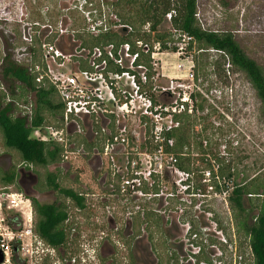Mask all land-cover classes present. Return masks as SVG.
I'll use <instances>...</instances> for the list:
<instances>
[{
    "label": "rangeland",
    "instance_id": "374dc122",
    "mask_svg": "<svg viewBox=\"0 0 264 264\" xmlns=\"http://www.w3.org/2000/svg\"><path fill=\"white\" fill-rule=\"evenodd\" d=\"M98 1L101 0H95L96 5ZM54 2L59 7L79 4L83 0H0V30L13 31L18 26L21 31L25 25L27 31L30 25L26 20L38 11L47 15ZM103 7L106 8L105 4ZM195 15L205 29L231 31L246 54L264 69V0H196ZM68 20L70 22V17ZM160 29L166 33L167 45L176 46L177 50L161 49L155 43L152 52L154 76L151 79L154 88L147 89L154 95L157 107L164 105L166 114L159 113L157 118L144 114L139 107L141 99H135V111L123 120L128 131V145L121 147L115 157L118 172L111 171L109 167L115 165L105 157L90 155L60 161L57 168L49 166L51 170L60 171L62 184L72 186L84 195L86 204L84 208H76L66 201L69 215L65 222L68 237L64 257L72 263L105 264L97 256L98 246L106 240L107 246H117L118 259L121 255L126 256L127 261L122 258L124 262L121 263L117 259L118 264H135L133 253L139 256L140 264H251L247 236L242 233L237 214L226 200L229 187L215 190L209 185L208 169L203 166L208 159L214 168L212 154L227 157L237 173L228 185L247 181L264 172V120L260 102L240 70L227 67L226 63L222 65L220 59L214 62L217 58L214 50L202 52L194 69L193 48L185 50L186 37L172 27L169 17ZM2 33L0 31V59L3 45L6 46ZM74 41L64 33L54 43L63 54L59 57L64 61V70H75L78 61L74 57L84 56V51L72 45ZM14 42L16 40H12V44ZM125 51L120 50L122 63L141 75L144 68L133 65L131 56ZM51 63L55 66L56 62ZM118 83L127 93L134 94L130 76H122ZM1 86L9 92L7 82L0 75ZM13 92L14 99L19 102L34 99L31 92L20 86ZM7 96L11 98L9 93ZM181 100L187 104L191 122L190 149L203 157L197 171L187 178L174 166L170 154L149 150L156 140L150 141L146 133L147 127L152 128L154 135L164 125L173 124L166 108L172 110V105ZM49 119L54 124L57 117ZM198 141H201L200 147ZM131 160L135 161V167ZM26 166L29 165L20 160L15 150L4 146L0 133V175L15 168L19 174V188L24 193L25 187L19 179L32 181L34 178L32 169L26 170ZM131 174L140 178L139 185L128 179ZM37 183L33 182L36 190L32 194H25L35 196L41 202L53 201L56 192L46 187L37 190ZM153 183L157 190L150 188L148 192H140L137 188L143 184L151 187ZM2 187L0 181V190ZM247 197L249 202L244 199V205L253 214L263 194L251 193ZM139 215L140 219H136ZM138 233L139 236H135Z\"/></svg>",
    "mask_w": 264,
    "mask_h": 264
},
{
    "label": "trees",
    "instance_id": "16d2710c",
    "mask_svg": "<svg viewBox=\"0 0 264 264\" xmlns=\"http://www.w3.org/2000/svg\"><path fill=\"white\" fill-rule=\"evenodd\" d=\"M195 1L101 0L96 5L95 0H83L79 4L75 2L69 5H59V7L54 2L47 10V15L38 11L26 20L30 25L27 31L25 25L21 31L17 29L18 26L16 29L13 28V31L0 30L3 32L2 36L6 42V46L3 45V54L0 59V75L3 81L7 82L8 93L11 96V100H5L8 93L5 88L0 89L2 142L5 147L15 150L20 160L30 166V169L29 166H26L25 169L29 171L32 169V174L36 179L38 178L36 180L38 181L37 190L46 187L56 192V197L51 202H41L35 196L30 197L33 210V231L55 248L67 239L65 222L69 214L66 201L71 202L76 208H84L86 204L84 195L80 191L60 182L61 174L58 169L51 170L49 168L50 165H54L55 168L59 167L61 145L55 141L39 140L31 135L33 127L51 124L49 119L51 116L52 118L57 117L56 122L53 123L58 125L63 109L62 102L54 88L46 79L40 83L37 82L35 80L36 71L31 67L36 62L42 63L41 44L43 42L54 44L64 33L69 34L71 39L75 40L72 45H77L79 50L84 51L82 53L84 56L74 57L78 61L77 68L79 69H92L89 58L97 49L98 54L95 52L92 58L96 63L105 60L104 72L128 71L132 73L139 90L147 95L154 105L157 104L155 97L153 94H149V89H147V87L154 88L151 84V79L154 76L153 46L158 43L161 49L177 50L176 46L169 47L167 45L166 33L160 31V25L169 17L172 27L186 37L185 50L193 48V68L197 67V58L202 52L208 49L214 50L217 54L214 62L220 59L222 65L226 63L227 67H233L244 74L260 102L261 115L264 120L263 67L246 54L231 31H217L201 27L195 15ZM93 4L96 5V8ZM104 4L106 8L103 7ZM35 6L40 7L39 5ZM62 8H65L64 11ZM68 17H70V22ZM25 33L30 37L29 41L23 38ZM12 40H16V42L12 44ZM125 43L128 45V53H136L132 64L144 68V71L141 72L145 77L144 80L142 75L114 62L109 56V53L118 56L119 49L123 48ZM21 46L26 48L28 61L16 60V49ZM217 66L218 64L215 65V67ZM17 86L31 92L34 96L33 115L30 123L25 116L15 113V105L12 100H14L15 94L13 91ZM189 96L193 97V94L189 93ZM180 102L183 105L179 111L168 109L167 112L171 114L173 124L164 125L160 129V139L156 140L149 150L157 151L161 148L162 152L170 154L174 166L186 173L187 178L197 171L198 162L202 163L203 157L190 149L192 143L190 117L187 113L186 102ZM163 107L164 105H160L159 112L166 114ZM143 117L146 118V116ZM151 130L150 127L146 128L150 141L154 138ZM147 141L149 140L147 139ZM84 143L87 148H91L94 144L92 140L87 142L84 140ZM200 146L201 141H198V147ZM210 158L215 165L214 168L211 167L208 159L205 160L203 166L204 169H208L209 185L215 190L229 187L226 200L230 208L237 214L242 233L247 236L251 264H264V172L260 175L255 174L247 181L232 182L228 185V182L237 175L231 161L222 154H212ZM18 175L15 168L3 171L0 175L1 184L4 186L2 189L20 190L17 181ZM152 176H154L153 173ZM141 181L144 182L143 179ZM12 185L15 188H11ZM140 188L144 192H148L150 188V190H157L156 183H153L151 187L143 184ZM251 193L263 194L261 202L253 214L244 205V199H248L249 202L250 198L247 196Z\"/></svg>",
    "mask_w": 264,
    "mask_h": 264
},
{
    "label": "built area",
    "instance_id": "2783aa9c",
    "mask_svg": "<svg viewBox=\"0 0 264 264\" xmlns=\"http://www.w3.org/2000/svg\"><path fill=\"white\" fill-rule=\"evenodd\" d=\"M23 38L30 40L26 33ZM41 47L42 63L36 62L31 66L36 71L35 80L39 83L47 80L61 100L63 109L58 125L35 126L31 135L39 140L59 143L62 147L60 160L62 162L70 161L79 155L105 157L109 163L115 165L109 167L111 171L118 172L115 157L121 147L125 148L128 145V131L123 120L125 116L135 111V99H141L139 107L142 108V113L150 114L154 118L159 116L160 106L153 105L151 99L139 90L132 73L104 72L105 60L96 63L92 58L95 52L98 54L97 49L89 58L92 69L64 70L62 68L64 61L59 57L63 54L58 48L46 42H43ZM127 48L128 45L125 43L123 48L119 49L118 56L111 53L109 56L123 66L120 50L126 49L125 52L131 56L132 63L136 53H128ZM16 51L17 61L29 60L24 46L17 47ZM51 62H56L55 66ZM125 75L130 76L135 87L134 94L127 93L118 83ZM141 75L144 80L143 73ZM0 89L4 87L1 86ZM6 100L11 99L7 96ZM12 101L15 113L25 116L30 123L34 101L32 99L24 103L15 99ZM182 105L176 101L171 107L172 111H179ZM144 114L142 116H146ZM159 132L160 129L157 134L154 133L155 140L160 139ZM84 140L86 142L92 140L94 144L87 148ZM157 152H162L161 148ZM131 165L135 167L134 160H131ZM131 175L128 178L131 183L138 182L139 185L140 178L135 174ZM138 185L137 188L141 192L142 189ZM0 252L2 254L0 264H55L56 248L34 233L31 199L22 190H0Z\"/></svg>",
    "mask_w": 264,
    "mask_h": 264
},
{
    "label": "flooded vegetation",
    "instance_id": "af4514ba",
    "mask_svg": "<svg viewBox=\"0 0 264 264\" xmlns=\"http://www.w3.org/2000/svg\"><path fill=\"white\" fill-rule=\"evenodd\" d=\"M20 181H21L20 184L22 186H24L27 191H30V192L35 191V188L33 186L32 181H29V180L27 181V180H22V179ZM139 218H140V215H139ZM108 222L112 223V220H108ZM127 227L128 226L126 224L125 230H127ZM135 236H139V233H138V235L136 234ZM98 247L99 248H98V256L97 257L99 260H103L105 264H118V262H117L118 258L116 257V255L118 254V249H117L116 245L109 244L107 246L106 240H105V241H102ZM66 248H67L66 247V241L61 243L58 247H56V256H57L56 260H57V262L59 261L57 264H64L63 260H66L65 264H79V262L72 263V261L70 259H65L64 252H65ZM133 255H134L135 264H140L141 261L139 259V256L137 254L135 255L134 253H133ZM122 258L124 259V261H127L126 256L121 255L119 257L121 263L124 262L123 260H121ZM131 262H132V259H131ZM54 263L56 264V262H54Z\"/></svg>",
    "mask_w": 264,
    "mask_h": 264
},
{
    "label": "water",
    "instance_id": "95a60500",
    "mask_svg": "<svg viewBox=\"0 0 264 264\" xmlns=\"http://www.w3.org/2000/svg\"><path fill=\"white\" fill-rule=\"evenodd\" d=\"M20 178H22V175H21ZM35 181H36V177L34 176V178H33V180H32V183L35 182ZM19 182H21L20 179H19ZM25 191H26L25 193H30V194H32L31 192L27 191L26 189H25ZM1 261H2V254H1V252H0V262H1Z\"/></svg>",
    "mask_w": 264,
    "mask_h": 264
}]
</instances>
